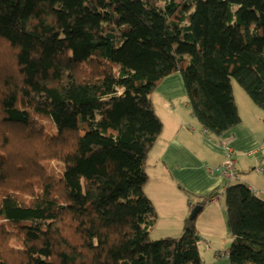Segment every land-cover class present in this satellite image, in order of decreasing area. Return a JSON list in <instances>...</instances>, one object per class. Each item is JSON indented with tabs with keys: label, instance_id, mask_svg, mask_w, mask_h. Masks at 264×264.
Instances as JSON below:
<instances>
[{
	"label": "trees",
	"instance_id": "obj_1",
	"mask_svg": "<svg viewBox=\"0 0 264 264\" xmlns=\"http://www.w3.org/2000/svg\"><path fill=\"white\" fill-rule=\"evenodd\" d=\"M177 73L210 135L241 122L231 79L264 111V0H0V264H203L196 218L150 239L143 191ZM222 194L230 264H264V201Z\"/></svg>",
	"mask_w": 264,
	"mask_h": 264
},
{
	"label": "crops",
	"instance_id": "obj_2",
	"mask_svg": "<svg viewBox=\"0 0 264 264\" xmlns=\"http://www.w3.org/2000/svg\"><path fill=\"white\" fill-rule=\"evenodd\" d=\"M155 91L160 94L158 99L165 116H158L156 107H153L163 129L147 155L145 168L148 181L143 191L156 213L152 232L160 229L158 239L179 237L183 232L184 222L192 211L190 206H196L202 199L210 196L204 206H201L195 221L199 234L198 246L203 245L207 239V247L204 246V249H208L210 253L209 263L230 264L227 254L231 236L227 229L222 194L226 181L219 175L210 174L207 168L223 163L226 152L224 145H228L237 176H240L241 171L255 170L254 176L248 173L244 175L243 184L264 201V174L258 172L259 167H264L260 161V157L264 155V149H261L264 135L259 134L252 121L243 120L240 115V124L223 136L219 138L210 135L192 113L186 114L174 107L175 101L186 98L178 73L164 79ZM234 103L236 104L235 99ZM180 106L186 110L189 104L184 100ZM237 111L239 114L238 108ZM234 156L238 160H234Z\"/></svg>",
	"mask_w": 264,
	"mask_h": 264
},
{
	"label": "rangeland",
	"instance_id": "obj_3",
	"mask_svg": "<svg viewBox=\"0 0 264 264\" xmlns=\"http://www.w3.org/2000/svg\"><path fill=\"white\" fill-rule=\"evenodd\" d=\"M231 88H233L232 90V94L234 95V99H235V102L237 105L236 107L238 108L239 110V115L241 117V119L243 120H246V121H252L254 125H256V128H258L259 130V134L261 135H264V111H262L261 109H259L258 107H256L253 102L251 101V99L249 98V96L242 90V88L237 84V82L234 80V79H231ZM159 96L160 94L156 91L151 95L150 99L152 101V105L153 107L155 108L156 107V111H157V115L160 116V117H164L165 116V113L162 111L164 108L161 109V106H160V101H159ZM184 100H187V97L184 99ZM183 101H175L173 104H174V107H177L178 110L186 113V114H189V113H192L190 110V107H188L186 110L184 109L183 106H180L183 102ZM155 111V110H154ZM187 118V116H184ZM167 123V122H166ZM264 139V138H263ZM261 156V155H260ZM151 158V157H150ZM234 160H238L235 156H234ZM260 161L263 162L264 164V158H263V155L260 157ZM148 162V161H147ZM52 166H55V164L53 163ZM255 170H246L245 172H240V176H237V177H240L239 179L241 180H233L231 181L229 184L233 185L234 183L236 184H243L245 182V178H244V175L246 173L248 174H253V176L256 174L254 172ZM252 176V177H253ZM189 217V216H188ZM159 224L157 225V228L159 227ZM160 229H155L154 232H152L150 234V239L151 240H157L158 236V232H159ZM207 244V239H206V242ZM205 243H203V245L201 246H198V250H199V255H200V259L202 261L203 264H210L209 263V257H210V253L208 252V249H204L205 247ZM205 246V247H204Z\"/></svg>",
	"mask_w": 264,
	"mask_h": 264
},
{
	"label": "built area",
	"instance_id": "obj_4",
	"mask_svg": "<svg viewBox=\"0 0 264 264\" xmlns=\"http://www.w3.org/2000/svg\"><path fill=\"white\" fill-rule=\"evenodd\" d=\"M224 146H225L226 152H225V156H224L225 159H224L223 163L221 165H218V166L207 168V171L210 174L219 175L221 178H223L226 181V187H227V185H229V183L231 181L236 180L237 173H236L234 166H233L232 153L229 149V146L226 144ZM261 149H264V143H263ZM258 172L260 174H264V167H259ZM250 190L253 192L252 189H250Z\"/></svg>",
	"mask_w": 264,
	"mask_h": 264
},
{
	"label": "water",
	"instance_id": "obj_5",
	"mask_svg": "<svg viewBox=\"0 0 264 264\" xmlns=\"http://www.w3.org/2000/svg\"><path fill=\"white\" fill-rule=\"evenodd\" d=\"M201 209H202V207L200 205H196L192 209V211L190 212L188 219L192 220V219L196 218L197 215L200 213Z\"/></svg>",
	"mask_w": 264,
	"mask_h": 264
}]
</instances>
